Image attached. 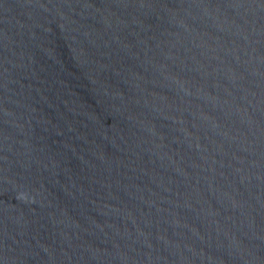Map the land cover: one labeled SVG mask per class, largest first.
<instances>
[{
    "label": "water",
    "instance_id": "obj_1",
    "mask_svg": "<svg viewBox=\"0 0 264 264\" xmlns=\"http://www.w3.org/2000/svg\"><path fill=\"white\" fill-rule=\"evenodd\" d=\"M219 0H0V264H162Z\"/></svg>",
    "mask_w": 264,
    "mask_h": 264
}]
</instances>
